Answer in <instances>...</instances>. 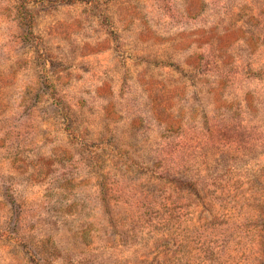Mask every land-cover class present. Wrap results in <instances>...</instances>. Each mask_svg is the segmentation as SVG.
<instances>
[{"label":"rangeland","instance_id":"1","mask_svg":"<svg viewBox=\"0 0 264 264\" xmlns=\"http://www.w3.org/2000/svg\"><path fill=\"white\" fill-rule=\"evenodd\" d=\"M0 264H264V0H0Z\"/></svg>","mask_w":264,"mask_h":264}]
</instances>
